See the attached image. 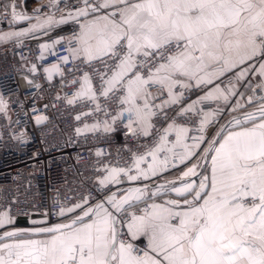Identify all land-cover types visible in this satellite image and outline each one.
<instances>
[{
	"label": "snow or ice",
	"instance_id": "6c2138e0",
	"mask_svg": "<svg viewBox=\"0 0 264 264\" xmlns=\"http://www.w3.org/2000/svg\"><path fill=\"white\" fill-rule=\"evenodd\" d=\"M56 4L57 0H51L50 6ZM109 7L115 11L80 23L74 37L77 47L68 51L74 59L104 63L99 95L115 96L121 110L112 117L113 123L126 118L133 135L152 136L153 118L179 104L183 90L193 85H212L235 69H240L234 77L239 81L255 71L250 62L257 59L261 61L259 74L264 77V0H98L94 4L83 0V7L74 14L69 12L68 17L87 18ZM3 11L11 16L10 23L33 18L18 13L15 3L5 4ZM35 19L37 23L27 29L0 34V40L65 22L55 20L54 14ZM68 59L65 56L62 62ZM44 71L51 80L60 69L53 64ZM258 87L264 89V80ZM235 94V87L216 84L198 102L227 103ZM163 96L167 98L156 103ZM75 99L98 101L87 73L68 103ZM260 101L255 111L233 117L207 142L202 160L209 164L208 174H201L199 184L182 182L180 187H171L182 202H147L166 185H159L151 195L147 186L129 188L120 196L106 194L94 204L85 197L55 213L63 217L79 209L80 214L67 223L0 235V264H264V96ZM252 102L250 96L248 103ZM196 103L177 115L193 111ZM96 107L99 110L98 102ZM238 107H242L239 102L232 110ZM6 108L0 97V111ZM218 111L200 110L198 136H189L191 129L175 119L156 129L158 139L150 149L133 154L128 168H105L107 174L98 183L118 184L121 177L149 179L167 170L170 160L183 163L205 142V129ZM44 119L38 116L36 123ZM164 119H168L166 114ZM172 136L175 138L170 139ZM145 163L147 168H142ZM200 166L198 162L184 171L182 181L196 176ZM140 203L145 206L138 208ZM12 223L9 211L0 212V228ZM141 238L146 240L143 249L135 243Z\"/></svg>",
	"mask_w": 264,
	"mask_h": 264
},
{
	"label": "built area",
	"instance_id": "2783aa9c",
	"mask_svg": "<svg viewBox=\"0 0 264 264\" xmlns=\"http://www.w3.org/2000/svg\"><path fill=\"white\" fill-rule=\"evenodd\" d=\"M97 2L89 0L92 4ZM80 7L83 0H57L54 7L37 13L54 14L55 20L60 21ZM101 11L104 13L106 9ZM10 20L11 16L0 10V23ZM80 23L77 18L65 20L24 36L0 40V97L7 104L6 110L0 111V212L7 210L12 218L43 217L51 224L57 223L63 218L55 214L61 207H71L85 197L94 204L124 186L146 184L143 178L128 181L121 177L120 183L107 186H101L98 180L107 174L105 168L130 167L133 154L141 155L150 149L158 139L155 130L163 129L173 119L191 129L189 136L200 135L198 113L201 109L206 112L217 108L214 101L208 100L197 102L193 111L177 115L194 100L197 90L192 87L183 90L179 104L158 112L153 118L152 136L145 137L139 132L133 135L124 118L113 123L112 117L121 108L115 96L99 95L100 75L106 71L104 63L99 60L88 63L82 57L74 59L69 55L68 49L77 47L74 37L80 31ZM45 44L48 48L42 49L41 45ZM65 56L69 57L67 63L62 62ZM53 64H58L60 71L49 80L44 69ZM85 73L97 92L99 110L97 102L91 100L75 99L74 103H68L80 89ZM166 98L163 96L156 103ZM38 116L46 119L37 124ZM211 130H205L204 134H210ZM179 165V161L170 160L164 172ZM141 167L147 168V164ZM144 206L140 203L137 207ZM79 212L77 209L74 214ZM135 243L141 249L146 246L141 240Z\"/></svg>",
	"mask_w": 264,
	"mask_h": 264
},
{
	"label": "crops",
	"instance_id": "0c3cea01",
	"mask_svg": "<svg viewBox=\"0 0 264 264\" xmlns=\"http://www.w3.org/2000/svg\"><path fill=\"white\" fill-rule=\"evenodd\" d=\"M0 6H2V10H3L4 5L2 2H0ZM16 11L22 15L30 16L33 18L31 20H21L15 23H0V34L8 33V32H18L23 29L29 28L31 24L37 23V20L35 19L37 15L41 18V20L47 17L39 13L32 14V12H24L21 10H16ZM113 11H115V9L112 7L107 8L104 13L100 9L98 12L90 14V16L87 18L80 17L78 19L80 20L81 23H84L86 19H92L94 16L105 15ZM63 19L70 20L76 18H69L68 14H66L63 17ZM260 62L261 61L259 59L250 62L251 65L255 68V71H249L248 74L239 81H237L234 77H235V73L240 69H235L233 70V72L227 73L219 80L214 81L212 85L201 86V87H196L195 85H193V87L197 90L195 98L192 101V103H187L186 105L183 106V108L193 104V102H198L200 97H203L207 91L213 89L216 84H219L221 88L235 87L237 94L230 96L227 103L224 102L223 100L214 101V103L217 104V108L206 110V112H212L217 110L219 111L216 116V119L211 124H209L205 129L206 132L207 130L212 129L211 133L204 134L205 142L201 144L200 149L196 150V154L194 156L185 160L183 163H180L179 167L174 170H171L169 172L162 171L155 176H151L149 179H145L146 184L149 185L148 187L149 195H151L153 191H157V187L159 185L167 186L166 189L160 190L155 197L149 199L150 203L162 204L166 200L182 199L181 197L177 196L175 193L170 191L171 187L173 186L180 187L182 185V182H195L196 184H199L201 179V174H205V175L208 174L207 169L209 167V164L206 163L205 167L202 168L204 163V161L202 160V154H203V149L208 147L207 142L212 140L216 136V134L218 133L217 131L221 128L223 124H225L224 126L227 127L229 121H231L233 117H241L245 112L255 111L257 105L261 102L260 97L264 96V89L258 87L261 81L264 80V77H261L259 74ZM241 67H245V66H241ZM250 96L252 97L253 100L251 104L248 103V98ZM206 101L208 100L202 102H206ZM238 102L240 105H242V107H238L236 108L235 111H233L232 108L236 106ZM124 119L126 120V118ZM189 143H191V141ZM198 162L201 165L199 168H197L198 174L196 176L183 178L182 181V173L186 171L188 168L192 167L194 164H197ZM78 214H80V212L76 214L68 213L66 216H63V218L60 220L59 223H67V221H69L72 217ZM18 219L19 218H12L13 223L7 224L4 227L0 228V234L6 231H11V229L16 228L17 226L29 225L34 227H40V226H51L57 224V223L51 224L47 222L46 219L43 217H39V218L32 217V218H27L28 223L23 225L18 222ZM33 221L36 222L46 221V224H39V223L34 224ZM140 240L146 242V240L143 238H141Z\"/></svg>",
	"mask_w": 264,
	"mask_h": 264
},
{
	"label": "rangeland",
	"instance_id": "374dc122",
	"mask_svg": "<svg viewBox=\"0 0 264 264\" xmlns=\"http://www.w3.org/2000/svg\"><path fill=\"white\" fill-rule=\"evenodd\" d=\"M12 3H15L16 10H21L24 12H32L33 14V13H37L36 11L37 9L41 11L49 7L51 4V0H36L32 5H29L26 2V0H15V1L9 2L8 4L10 5Z\"/></svg>",
	"mask_w": 264,
	"mask_h": 264
},
{
	"label": "water",
	"instance_id": "95a60500",
	"mask_svg": "<svg viewBox=\"0 0 264 264\" xmlns=\"http://www.w3.org/2000/svg\"><path fill=\"white\" fill-rule=\"evenodd\" d=\"M224 125H225V124H223L222 126H224ZM220 129H221V128H220ZM220 129H219L217 132H219ZM216 136H217V134H216ZM216 136H215V137H216ZM207 146H208V145H207ZM205 165H206V163L204 162L202 168H204ZM145 186L149 187L148 184H141V183H140V184H137V185H133V186H124L123 188L117 190V192H115V193H116L117 196H118L119 194H121V195L124 194V193L126 192V190L129 189V188H137V187H139V188H144ZM188 198L191 199V196L188 197ZM176 200H181V202H182V199H176ZM67 222H69V221H67ZM57 223H59V222H57ZM32 228H34V226H29V225H25V226H17L16 228L11 229V231H12V230H17V229H19V230H27V229H32ZM2 234H3V233H1L0 235H2Z\"/></svg>",
	"mask_w": 264,
	"mask_h": 264
},
{
	"label": "trees",
	"instance_id": "16d2710c",
	"mask_svg": "<svg viewBox=\"0 0 264 264\" xmlns=\"http://www.w3.org/2000/svg\"><path fill=\"white\" fill-rule=\"evenodd\" d=\"M11 1H15V0H0V2L3 3V5L8 4V3L11 2ZM35 1H36V0H26V2H27L29 5H32ZM0 10H2V6H0ZM18 222H19L20 224H23V225H25V224L28 223V222H27V218H19V219H18Z\"/></svg>",
	"mask_w": 264,
	"mask_h": 264
}]
</instances>
